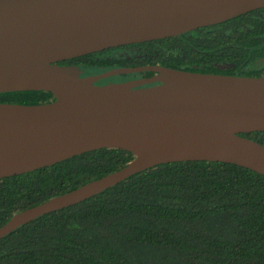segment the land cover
Masks as SVG:
<instances>
[{"label":"water","instance_id":"water-1","mask_svg":"<svg viewBox=\"0 0 264 264\" xmlns=\"http://www.w3.org/2000/svg\"><path fill=\"white\" fill-rule=\"evenodd\" d=\"M264 8V0H0V93L40 91L54 101L0 103V179L101 149L134 159L123 169L14 215L0 240L42 216L176 162L236 165L264 176V76L160 65L83 77L68 60L178 37ZM150 78L100 85L111 77Z\"/></svg>","mask_w":264,"mask_h":264},{"label":"trees","instance_id":"trees-1","mask_svg":"<svg viewBox=\"0 0 264 264\" xmlns=\"http://www.w3.org/2000/svg\"><path fill=\"white\" fill-rule=\"evenodd\" d=\"M60 64L78 66L84 75L159 64L263 77L264 8L178 37ZM54 100L48 92L0 93V103ZM242 136L264 145V132ZM133 159L124 150L101 149L0 179V228L14 215L119 171ZM0 264H264V176L227 163L155 166L7 235L0 240Z\"/></svg>","mask_w":264,"mask_h":264},{"label":"flooded vegetation","instance_id":"flooded-vegetation-1","mask_svg":"<svg viewBox=\"0 0 264 264\" xmlns=\"http://www.w3.org/2000/svg\"><path fill=\"white\" fill-rule=\"evenodd\" d=\"M135 45V44H134ZM125 47V46H123ZM122 48V47H120ZM114 49H117V48H113V49H109V50H114ZM124 53V52H122ZM156 65H159V64H156ZM143 66H155V65H143ZM143 66H139V67H143ZM161 66V65H160ZM164 67V66H163ZM120 68H136V67H120ZM114 69H117V68H114ZM113 70V69H112ZM83 71V70H82ZM109 71V70H108ZM106 72V71H105ZM104 73V72H102ZM148 73H151L152 75L151 76H146V74ZM101 74V73H99ZM99 74H92V75H99ZM154 75V73L152 72H142V73H134V74H126V75H119V76H115L117 77L116 80L114 81H107V79L105 80H101L100 81V85H104V84H108V83H118V82H127V81H130V80H136V79H145V78H150ZM83 77H86V76H91V75H84V71H83ZM112 78V77H111ZM109 79V78H108Z\"/></svg>","mask_w":264,"mask_h":264}]
</instances>
